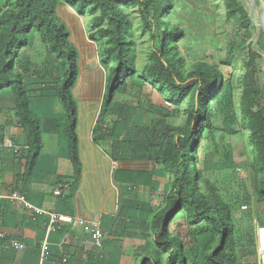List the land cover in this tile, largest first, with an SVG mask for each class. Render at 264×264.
I'll return each instance as SVG.
<instances>
[{"label":"crops","instance_id":"1","mask_svg":"<svg viewBox=\"0 0 264 264\" xmlns=\"http://www.w3.org/2000/svg\"><path fill=\"white\" fill-rule=\"evenodd\" d=\"M56 11L68 27H72L75 39L76 31L79 33V44L73 40L80 57L71 92L77 109L80 171L76 173L70 159L66 112L56 99L54 82L49 79L45 84L41 76L24 78L31 93L30 109L39 121L41 134L40 154L31 167L28 132L20 124L14 93L10 88L0 90V231L7 233L0 239V264H152V256L158 258L160 264H166L167 253L154 239L152 220L168 203L172 176L149 159L114 160L112 145L124 137L104 136L95 140L108 72L100 62L97 44L89 38L81 17L66 7ZM126 104L119 102V105ZM119 105L112 110L115 119L111 122L105 119V127L110 128L118 119ZM137 111L136 117L140 116ZM109 114L111 111L106 117H110ZM133 122L146 126L137 120ZM6 139L13 142L17 152L6 145ZM120 171L138 173V176L127 181L125 175L117 173ZM11 193L24 195L27 203L10 198ZM39 211L71 219L59 222L61 228L50 233V254L43 261L40 246L48 218ZM182 213L180 211L170 223V234ZM80 220L100 225L104 233L101 247L94 245L90 232ZM205 234L200 243H206ZM12 241L22 243L23 248L16 250ZM203 246L194 249L189 245L197 258L192 260L185 251L186 264L214 263L209 261L206 246ZM251 248L258 264L255 246Z\"/></svg>","mask_w":264,"mask_h":264},{"label":"trees","instance_id":"2","mask_svg":"<svg viewBox=\"0 0 264 264\" xmlns=\"http://www.w3.org/2000/svg\"><path fill=\"white\" fill-rule=\"evenodd\" d=\"M17 1V11L8 10L0 13V90L10 88L14 93L15 105L20 114V124L28 132V160L31 167L40 154L41 134L39 121L30 109L31 93L24 83V78L41 76L45 84L49 79L54 82L56 99L66 112L70 159L76 173H79L77 109L71 92L78 73L77 51L68 41L69 33L65 24L55 17L56 0ZM122 1H133L140 7L145 27L152 32L151 37L156 51L152 56L153 63L147 68V75L162 89L166 88L169 91V100L176 103L181 102L192 86L195 89L185 126L180 129L178 136L165 145L162 155L153 150L155 141H148L147 128L133 122L137 110L144 109L155 113L157 110L153 109V106L138 104L132 107L127 104H118L120 106L117 113L118 119L110 128L107 125L104 126L105 117L114 104L116 91L136 74L133 43L126 38L127 23L120 7ZM88 3L87 0L80 1L78 10L80 15L85 13ZM93 6V12L99 11V15L93 19L89 38L93 41L106 39L108 46L100 51V62L107 66L113 64L94 132L95 140L104 136L124 137L112 145L114 160L149 159L163 166L172 176L168 203L152 220L154 239L161 250L167 253L166 264H186L183 241L169 232L170 223L180 211H183V216L194 224L202 221L209 222L213 227L211 231L220 234L222 241L219 245L212 247L217 249L215 248L216 250L214 249L208 255L209 261L217 264H237L236 252L232 245L231 251H224V242L229 240L232 234L231 210L219 198L211 194V189H208L209 193L200 189L198 183L200 176L196 165V152H194L203 130L207 129L210 132L214 130L207 100L209 98L215 100L220 110L227 114V105L230 102L228 87L222 83L218 72L211 71L209 68L197 69L186 76L180 72L179 64L180 66L182 64L175 62L180 58H177L175 52L170 51L168 40H180L182 32L176 28H169L161 18L170 6V0H96ZM151 10L155 14L153 19H151ZM106 22L107 24L104 25ZM151 24L155 26V30L151 28ZM33 30L38 31L51 44L55 56L62 59L61 74L55 73L56 68L51 65L36 66L28 60L24 59V61L22 58L18 60L22 50L28 47L29 33ZM78 36L79 33L76 31V38L79 41ZM258 57L259 55L254 51L249 54L246 64L249 72L245 77L241 113L244 124L252 131L255 139V161L260 171L264 173V107L255 72V61ZM191 79L193 81H190ZM117 173L125 175L127 181L134 180L138 176V173L130 171ZM262 189L264 195V179ZM245 202L248 203V200ZM243 239L249 246L255 244L248 231L238 239L241 247H243ZM175 240H179V250L174 245ZM152 264H160L159 259L152 256Z\"/></svg>","mask_w":264,"mask_h":264},{"label":"rangeland","instance_id":"3","mask_svg":"<svg viewBox=\"0 0 264 264\" xmlns=\"http://www.w3.org/2000/svg\"><path fill=\"white\" fill-rule=\"evenodd\" d=\"M80 1L56 0V10H62V7L72 9L81 17L89 33L94 17L99 15V11L92 10L96 0H87L89 3L83 15L78 13ZM17 2V0H0V13L8 10L17 11ZM252 6L256 11L261 9L256 0L254 2L250 0H170V6L161 17L169 28H176L182 32L180 40H168L170 51L175 52L177 58H180L175 61L176 64H182V66L179 64L180 72L186 76L197 69L209 68L211 71L218 72L222 83L228 87L230 102L227 105V114L220 110L215 100L211 98L207 100L214 130L213 132L203 130L194 152H196V165L200 176L198 180L200 189L206 193H209L208 189H211V194L219 198L231 210L232 234L229 240L224 242V251H231L232 245L238 264H255L254 252L251 248L255 244L249 246L243 239V248H240L238 239L248 231L255 241V227L261 222L264 223L262 189L264 173L260 171L255 161V139L252 131L244 124L241 113L245 77L249 72L246 64L250 52L253 51L259 55L255 61V72L264 107V32L261 31L253 47L256 28L252 20ZM120 7L127 23L126 38L133 43L136 74L118 88L110 117L105 119L107 118L109 122L115 119V113L112 110L119 102L128 103L127 105L132 107L138 104L153 106V109L159 111L153 113L144 109L138 110L137 113L140 116H135L134 120L146 125L144 128H147L149 132L148 141L154 140L153 150L162 155L165 145L178 136L180 129L185 126L195 89L192 86L179 103L169 100V91L166 88L162 89L147 75V68L153 63L152 56L156 49L151 37L152 32L143 22L140 7L133 1H122ZM55 15L65 24L69 33L68 41L75 47L77 59H79L80 53L77 46L73 44V40H77L79 44L78 38H74L72 27H68L57 11ZM154 16L151 10V19ZM106 24L107 22L104 25ZM151 28L155 30L153 24ZM29 37V45L22 50L18 60L22 58L36 66L51 65L60 73L63 67L62 59L55 56L51 44L36 30L30 32ZM98 40L94 42L100 54V51L108 45L106 39ZM112 65H105L110 77ZM77 68L79 69L78 66ZM245 200H248V203ZM245 204L247 208L243 207ZM211 229L213 227L209 222L202 221L194 224L182 213L172 226L171 234L186 244L184 252L188 251L192 260H195L196 254L191 253L193 250L188 248L189 245L195 249L204 247V244L206 253L210 254L216 248L212 247L221 243L220 234L212 232ZM203 232L206 233V238L204 237L206 243H200L204 236ZM174 245L179 250V240H175Z\"/></svg>","mask_w":264,"mask_h":264},{"label":"built area","instance_id":"4","mask_svg":"<svg viewBox=\"0 0 264 264\" xmlns=\"http://www.w3.org/2000/svg\"><path fill=\"white\" fill-rule=\"evenodd\" d=\"M6 145L8 147H13L14 151L17 152V148L14 146L13 142L10 139H6L5 141ZM56 194H59L57 191ZM10 198L17 199L21 201L22 203L26 204V197L22 194L18 193H11ZM246 208L245 206H243ZM41 214L47 216L48 218V224H47V229L46 233L44 236V239L42 240L41 246H40V260L43 261L44 259H47L50 251H49V236L50 233L53 230L60 229V223L59 222H65V221H71V219L66 218V217H61L56 215L55 213H47L44 211H39ZM81 225L84 226V228L90 232L91 237L93 239L94 245L99 248L102 246L103 238H104V233L98 223H89L80 220L79 221ZM7 233L0 231V239H4L6 237ZM12 246L16 250H20L23 248V244L20 242H15L12 241ZM255 249L257 253V258H258V264H264V224H258L255 227Z\"/></svg>","mask_w":264,"mask_h":264},{"label":"water","instance_id":"5","mask_svg":"<svg viewBox=\"0 0 264 264\" xmlns=\"http://www.w3.org/2000/svg\"><path fill=\"white\" fill-rule=\"evenodd\" d=\"M251 2H254V0H250ZM260 6L261 9L259 11H256L254 6H252V15H253V24L256 28L255 37L252 42V46L254 47L260 37L261 31L264 32V0H256Z\"/></svg>","mask_w":264,"mask_h":264}]
</instances>
